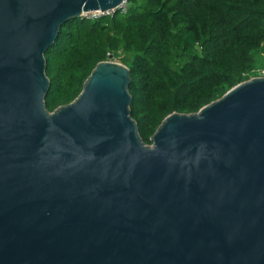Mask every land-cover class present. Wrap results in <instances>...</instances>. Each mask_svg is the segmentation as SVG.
Instances as JSON below:
<instances>
[{
  "label": "water",
  "instance_id": "1",
  "mask_svg": "<svg viewBox=\"0 0 264 264\" xmlns=\"http://www.w3.org/2000/svg\"><path fill=\"white\" fill-rule=\"evenodd\" d=\"M123 1L0 0V264H264V76L168 115L150 145L124 65L47 110L61 27Z\"/></svg>",
  "mask_w": 264,
  "mask_h": 264
},
{
  "label": "trees",
  "instance_id": "2",
  "mask_svg": "<svg viewBox=\"0 0 264 264\" xmlns=\"http://www.w3.org/2000/svg\"><path fill=\"white\" fill-rule=\"evenodd\" d=\"M125 15L64 24L44 54L49 112L108 56L130 71L131 118L150 145L172 113H196L264 66V0H127Z\"/></svg>",
  "mask_w": 264,
  "mask_h": 264
},
{
  "label": "built area",
  "instance_id": "3",
  "mask_svg": "<svg viewBox=\"0 0 264 264\" xmlns=\"http://www.w3.org/2000/svg\"><path fill=\"white\" fill-rule=\"evenodd\" d=\"M127 10H128V2L127 0H124L116 8L111 9L106 12L92 11V12L83 13L81 16V19L95 21V20L105 18V17H112L116 14L125 15L127 13Z\"/></svg>",
  "mask_w": 264,
  "mask_h": 264
},
{
  "label": "rangeland",
  "instance_id": "4",
  "mask_svg": "<svg viewBox=\"0 0 264 264\" xmlns=\"http://www.w3.org/2000/svg\"><path fill=\"white\" fill-rule=\"evenodd\" d=\"M108 60L111 61V62L126 66L125 64H123L121 59L114 58V57L111 56L110 58H108ZM256 71L257 72H256V76L255 77H262V75H264V66L257 68ZM255 77H252V78H255Z\"/></svg>",
  "mask_w": 264,
  "mask_h": 264
}]
</instances>
